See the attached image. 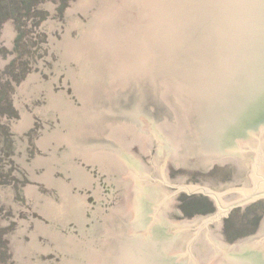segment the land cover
Wrapping results in <instances>:
<instances>
[{
  "label": "water",
  "instance_id": "obj_1",
  "mask_svg": "<svg viewBox=\"0 0 264 264\" xmlns=\"http://www.w3.org/2000/svg\"><path fill=\"white\" fill-rule=\"evenodd\" d=\"M39 27L46 53L12 97L26 185L6 264H264V215L219 238L264 199V0H68ZM189 159L231 177L168 178ZM179 192L215 211L171 218Z\"/></svg>",
  "mask_w": 264,
  "mask_h": 264
},
{
  "label": "rangeland",
  "instance_id": "obj_2",
  "mask_svg": "<svg viewBox=\"0 0 264 264\" xmlns=\"http://www.w3.org/2000/svg\"><path fill=\"white\" fill-rule=\"evenodd\" d=\"M68 0H0V264H6L14 227V214L26 185V178L15 162L11 141V124L19 119L12 104L14 89L30 72L36 70L47 50L46 34L40 29L42 20L60 15ZM168 178H184L190 183H210L229 180L228 164H212L203 169L196 159L174 168L166 162ZM170 217L191 219L215 211L214 203L201 192L175 195ZM264 215V199L230 210L222 217L219 238L225 243L249 236L258 228ZM18 218L27 214L19 210Z\"/></svg>",
  "mask_w": 264,
  "mask_h": 264
}]
</instances>
